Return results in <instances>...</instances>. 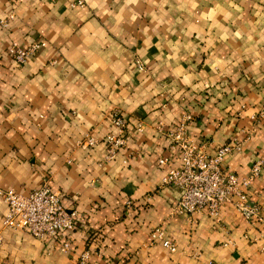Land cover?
Returning <instances> with one entry per match:
<instances>
[{"label": "crops", "instance_id": "obj_1", "mask_svg": "<svg viewBox=\"0 0 264 264\" xmlns=\"http://www.w3.org/2000/svg\"><path fill=\"white\" fill-rule=\"evenodd\" d=\"M70 1L0 0V185L45 181L74 211L71 229L42 238L0 222V264H80L84 250V264H264V221L229 202L177 212V189L160 184L180 164L167 131L185 112L204 152L235 139L224 169L264 160V0ZM36 37L44 45L21 64L4 52ZM112 110L126 141L109 159ZM85 133L99 140L81 147ZM244 190L264 207V168ZM156 226L173 250L151 237Z\"/></svg>", "mask_w": 264, "mask_h": 264}, {"label": "built area", "instance_id": "obj_2", "mask_svg": "<svg viewBox=\"0 0 264 264\" xmlns=\"http://www.w3.org/2000/svg\"><path fill=\"white\" fill-rule=\"evenodd\" d=\"M69 4L83 5L82 0H71ZM4 24V20H0ZM45 43L42 37H36L24 42L11 40L4 52L15 63H23L28 55L39 49ZM135 63L142 68L138 59ZM264 114V106L258 111ZM253 117L254 115H250ZM190 113L185 112L175 126L167 131L170 147L179 153V166H168L160 176V184H168L178 191L173 209L180 213H192L204 210L209 215H216L221 205L225 202L232 203L236 210L247 221H264V207L252 201L246 194L244 187L258 175L264 168V160L254 159L245 174L239 175L221 167L223 156L238 144L235 139L215 146L212 153L204 152L195 146L186 135L185 129L191 121ZM111 129L102 136L105 158H113L118 150L125 144V121L122 115L112 110L109 114ZM135 129H141V123L135 124ZM99 139L90 133H85L78 140L81 147H89ZM159 163L166 162V157L161 156ZM59 193L51 190L43 181L27 193L14 191L10 187L0 185V198L6 204V211L0 222L2 227L24 229L35 237L54 236L58 232L69 230L73 227L74 211L65 209L59 201ZM150 235L159 237L163 246L169 250L174 249V244L167 238H162L161 229L154 227ZM1 240V236H0ZM68 241L62 240L60 249L68 248ZM87 251L79 254V263L84 264ZM5 264V263H2Z\"/></svg>", "mask_w": 264, "mask_h": 264}]
</instances>
